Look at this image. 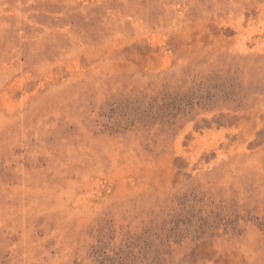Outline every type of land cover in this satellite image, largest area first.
Instances as JSON below:
<instances>
[{"label":"rangeland","instance_id":"obj_1","mask_svg":"<svg viewBox=\"0 0 264 264\" xmlns=\"http://www.w3.org/2000/svg\"><path fill=\"white\" fill-rule=\"evenodd\" d=\"M0 264H264V0H0Z\"/></svg>","mask_w":264,"mask_h":264}]
</instances>
